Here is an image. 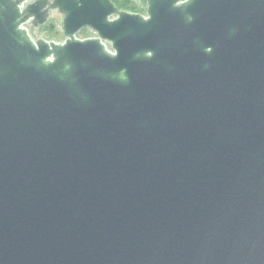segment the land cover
I'll use <instances>...</instances> for the list:
<instances>
[{
  "label": "water",
  "instance_id": "water-1",
  "mask_svg": "<svg viewBox=\"0 0 264 264\" xmlns=\"http://www.w3.org/2000/svg\"><path fill=\"white\" fill-rule=\"evenodd\" d=\"M144 1L0 0V264H264V0Z\"/></svg>",
  "mask_w": 264,
  "mask_h": 264
},
{
  "label": "rangeland",
  "instance_id": "rangeland-1",
  "mask_svg": "<svg viewBox=\"0 0 264 264\" xmlns=\"http://www.w3.org/2000/svg\"><path fill=\"white\" fill-rule=\"evenodd\" d=\"M132 1L138 6V9L140 11L138 13L144 14L146 11V2L144 0H132ZM52 23L56 24V29L50 27ZM25 27L28 29L29 34L34 40L39 38L45 39L47 41H55V42H59V41L62 42L64 40V36L62 33V26H61V15L56 11L51 12L50 17L45 24L40 25L38 27H32L29 24H26ZM55 30L58 31V34L55 37H53L51 36V34L54 33ZM95 36L96 33L90 28H84L76 33V37L80 39L95 37Z\"/></svg>",
  "mask_w": 264,
  "mask_h": 264
},
{
  "label": "trees",
  "instance_id": "trees-1",
  "mask_svg": "<svg viewBox=\"0 0 264 264\" xmlns=\"http://www.w3.org/2000/svg\"><path fill=\"white\" fill-rule=\"evenodd\" d=\"M115 2V4L117 6H119V8L125 10V11H129V12H133V13H138L140 12L138 9V6L132 1V0H113ZM50 27H53L56 29V24L52 23V25ZM50 33V32H48ZM58 34V31L55 30L54 33L51 34V36L55 37Z\"/></svg>",
  "mask_w": 264,
  "mask_h": 264
},
{
  "label": "flooded vegetation",
  "instance_id": "flooded-vegetation-1",
  "mask_svg": "<svg viewBox=\"0 0 264 264\" xmlns=\"http://www.w3.org/2000/svg\"><path fill=\"white\" fill-rule=\"evenodd\" d=\"M112 2H113V4L115 5V6H117L116 4H115V2L113 1V0H111ZM118 8H119V6H117ZM119 9H121V8H119ZM121 10H123V9H121ZM145 14V13H144ZM29 24V23H28ZM30 25V24H29ZM31 26V25H30ZM33 27V26H32ZM84 28H89V27H84ZM84 28H82V29H84ZM81 29V30H82ZM92 30V29H91ZM63 33V32H62ZM64 36V35H63ZM65 39V38H64ZM60 42V41H59Z\"/></svg>",
  "mask_w": 264,
  "mask_h": 264
}]
</instances>
